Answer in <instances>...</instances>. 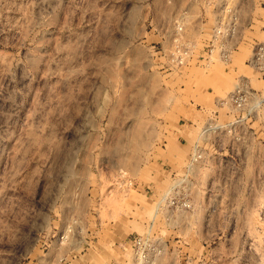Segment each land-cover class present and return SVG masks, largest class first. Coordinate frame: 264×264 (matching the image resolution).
Segmentation results:
<instances>
[{"label": "rangeland", "instance_id": "1", "mask_svg": "<svg viewBox=\"0 0 264 264\" xmlns=\"http://www.w3.org/2000/svg\"><path fill=\"white\" fill-rule=\"evenodd\" d=\"M259 44L264 0H0V264H264Z\"/></svg>", "mask_w": 264, "mask_h": 264}, {"label": "built area", "instance_id": "2", "mask_svg": "<svg viewBox=\"0 0 264 264\" xmlns=\"http://www.w3.org/2000/svg\"><path fill=\"white\" fill-rule=\"evenodd\" d=\"M221 58L223 59V61L225 63H230L231 62V57L233 55V50H232V46L228 47H223L221 46ZM213 48L210 49V51H212ZM189 52L186 51H182V54L187 55ZM183 61V58H181V62ZM262 61H264V44H259L257 47V50L254 54V56H252V58L250 59V63H253L254 65H256L259 68H262ZM246 81L244 80V82L239 83L236 86V92L233 94V97L235 99V101H240L242 96H241V92L243 89L247 88V83H245Z\"/></svg>", "mask_w": 264, "mask_h": 264}, {"label": "crops", "instance_id": "3", "mask_svg": "<svg viewBox=\"0 0 264 264\" xmlns=\"http://www.w3.org/2000/svg\"><path fill=\"white\" fill-rule=\"evenodd\" d=\"M197 27H198V25H196V28L195 29H197ZM190 30V29H189ZM188 32H191V31H188ZM197 32V31H196ZM198 34V33H197ZM191 38H193V35L191 36H187L186 37V42L185 43H187V44H191L193 41H194V39H191ZM192 41V42H191ZM193 45H195L194 43H192ZM181 71V74H182V76L184 77V79H186V80H188L189 79V75H188V73L186 72V71H184V70H182V69H180V70H178V71H176V72H180ZM175 72V71H174ZM173 71H171L170 73L171 74H173L174 73ZM191 73V72H190ZM174 74H177V73H174ZM223 74H222V72H221V75L220 76H222ZM186 76V77H185Z\"/></svg>", "mask_w": 264, "mask_h": 264}]
</instances>
